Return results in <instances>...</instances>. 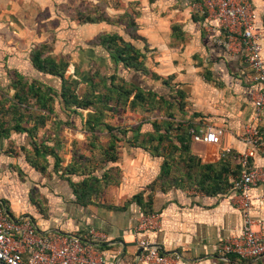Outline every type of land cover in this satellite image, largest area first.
Wrapping results in <instances>:
<instances>
[{
	"label": "crops",
	"instance_id": "obj_1",
	"mask_svg": "<svg viewBox=\"0 0 264 264\" xmlns=\"http://www.w3.org/2000/svg\"><path fill=\"white\" fill-rule=\"evenodd\" d=\"M127 1L142 8L139 27L133 31L136 36L122 34L116 25L110 26L107 21L85 24L79 32L70 29L68 39L61 47L65 55L74 58L68 67L69 72L75 77L84 76L85 65L91 63L87 57L93 55L96 65H113V73L117 72L129 82L144 83L146 87L159 90L168 99L173 96L175 102V95L184 92L185 110L175 116L178 129L172 132L174 143H169V148L175 149V144L182 147L176 136L191 125L190 150L195 156L206 163H217L230 153L233 156L230 172L238 171L239 156L249 148L243 130L244 125L254 118L257 88L244 52L239 48L230 50L220 42L225 38L224 31L216 21L209 20L192 5L196 0ZM252 1L260 14L259 26L264 29L263 0ZM111 31H117L146 52L147 73L129 70L121 63L115 64L105 47H93L88 41L90 37ZM13 70H18L30 81L51 85L59 92L62 88V79L37 70L26 52L10 54L7 60L0 62L1 85L10 86L8 74ZM81 112L82 116H69L58 110L59 119L75 121L76 127L65 124L56 128L50 120L32 135L29 130H11L8 136L0 137V207L11 218H30L45 234L83 236L94 228L100 234L96 240L111 261L146 264L140 259L143 248L133 229L136 218L146 208L162 215V227L150 234L152 243L160 250L162 247L180 255L182 263L222 264L225 261L236 264L218 253L219 244L241 229L244 222L234 186L219 195L206 193L197 185L168 186L166 183L162 186L158 184V178L164 157L155 156L146 148L122 143L120 159L116 163L121 170V183L107 187L98 204L79 203L69 180L62 177V171H55V164L59 158L64 167L70 165L74 150L90 154L89 133L81 125L89 109ZM127 113L131 114L129 119L133 122L128 123L124 113L110 116L107 121L114 126L133 128L128 131L129 136L140 124L142 132L154 131L152 121L157 113ZM158 118L165 119L166 116L160 114ZM52 119L56 120V115ZM2 123L0 121V132ZM258 124L264 130V114ZM210 127L225 130L220 143L195 139V134H206ZM106 133H100L102 144L109 140ZM36 146L48 152L44 156H35ZM30 155L37 163L46 164L47 170L34 166ZM251 161L264 165V156L257 154ZM171 177L173 182H179V176L174 172ZM230 178L233 182L238 177L231 175ZM73 179L78 181L80 177ZM139 194L143 195V204L134 200ZM250 194L254 199V228L264 235V186H254Z\"/></svg>",
	"mask_w": 264,
	"mask_h": 264
},
{
	"label": "trees",
	"instance_id": "obj_2",
	"mask_svg": "<svg viewBox=\"0 0 264 264\" xmlns=\"http://www.w3.org/2000/svg\"><path fill=\"white\" fill-rule=\"evenodd\" d=\"M101 21L110 23L113 19L84 18L81 22L96 23ZM116 22L118 21L112 23L117 24ZM136 25V22L131 25L130 28L133 30L129 32L134 36H136L133 32L136 31ZM176 27L174 29H177ZM100 38V44L107 49L115 64L121 63L129 70L144 73L149 71L146 65V52L126 40L123 35L115 31L104 33ZM31 61L37 70L59 76L62 79V88L59 92L51 85L37 80L30 81L18 70L8 71L9 84L14 93L11 96L3 93V99H0V121H3L0 137L8 136L11 130L17 132L29 130L32 135L37 128L45 127L50 120L56 128L63 127L65 124L76 127L75 121L59 119L58 110L66 112L69 116H82L81 110L89 109L87 118L86 120L82 119L81 125L89 133L90 154L86 155L80 150H74V157L70 165L64 167L59 158L55 164V171L57 173L62 171V177L69 180L79 203L98 204L107 187L121 183V170L116 163L120 159L121 145L126 142L132 146L146 148L155 156L164 157L162 171L158 178V184L162 186L166 183L168 186L172 184L197 185L206 193L219 195L234 186V181L230 180L231 175L239 178L242 166L240 164L237 166L238 171L230 172L229 167L233 157L230 153L224 156L220 162L206 163L191 152L190 143L193 138L191 125H188L181 134L176 136L182 143V147H177L175 144V149L169 148L168 144L174 143L172 132L178 129L175 126V116L185 110L184 92L179 91L178 97L175 95L177 99L175 102L172 100L173 96L168 99L159 90L146 87L144 83L129 82L117 72L112 75L95 73L90 78L75 77L68 69L71 58L53 56L51 49L46 44L33 50ZM83 83L86 85L84 89ZM128 111L140 112L142 115L157 113L152 121L154 131L144 133L141 131L140 124L134 129L133 135L129 136L128 131L133 128L114 126L107 121L110 116L125 114ZM160 114L165 115L166 118L158 120ZM53 115H56V120L52 119ZM105 131L109 140L106 144H102L99 141L100 133ZM46 152L48 150L43 151L42 147L36 146L34 149L35 156H44ZM29 159L34 166L43 171L47 170L46 164L37 163L31 155ZM173 172L179 176L178 183L171 179ZM76 176L80 177L78 181L73 179ZM142 197V194L136 195L134 200L143 204ZM152 212L154 211L144 208V213ZM75 235L84 240L97 242L89 234ZM226 257L236 264H263L264 260V256L257 260L243 259L236 254H229ZM221 263L231 264L225 261Z\"/></svg>",
	"mask_w": 264,
	"mask_h": 264
},
{
	"label": "built area",
	"instance_id": "obj_3",
	"mask_svg": "<svg viewBox=\"0 0 264 264\" xmlns=\"http://www.w3.org/2000/svg\"><path fill=\"white\" fill-rule=\"evenodd\" d=\"M192 5L222 28L225 33V38L220 41L222 44L230 50L239 48L244 52L257 84L254 118L243 130L249 148L237 158L242 170L239 178L234 180L235 197L244 222L241 229L218 246V253L223 257L236 254L243 259L257 260L264 256V235L254 228V199L250 192L254 186H264V165L251 161L257 154L264 156V130L258 124L264 114V29L259 26L260 14L252 0H196ZM224 132L223 128L210 127L206 134H195V139L218 144ZM161 227L159 212L142 213L136 218L133 229L143 248L140 259L146 264H189L182 263L180 255L162 252L152 243L150 234ZM89 235L94 239L100 236L94 228ZM0 264L116 263L109 259L98 241L84 240L74 234H45L32 219H13L0 207Z\"/></svg>",
	"mask_w": 264,
	"mask_h": 264
},
{
	"label": "rangeland",
	"instance_id": "obj_4",
	"mask_svg": "<svg viewBox=\"0 0 264 264\" xmlns=\"http://www.w3.org/2000/svg\"><path fill=\"white\" fill-rule=\"evenodd\" d=\"M141 9L139 5L133 6L127 0H0V55L2 56L0 62L7 60L10 54H18L21 51L26 52L31 59L33 50L42 44H46L51 49L53 56L64 54L73 61L74 58L65 55L61 47L68 39L70 29L79 32L80 28L88 24L81 22L84 18L113 19L112 22H118L117 24L108 22L110 26L116 25L122 34H129L133 30L130 27L135 22L137 24L135 29L139 27L138 18ZM100 37L101 35L90 37L88 41L93 47L103 46L100 44ZM87 58L91 63L85 65L86 68L83 67L86 70L85 78H90L95 73L113 74V65L104 63L96 65L97 62H93L92 59L95 58L93 55ZM85 86L83 83V89ZM3 93L12 95L14 90L11 86L0 83V99H3ZM125 114L128 123L134 121L129 119L131 114ZM84 153L88 155V152ZM262 263L264 264V260Z\"/></svg>",
	"mask_w": 264,
	"mask_h": 264
},
{
	"label": "water",
	"instance_id": "obj_5",
	"mask_svg": "<svg viewBox=\"0 0 264 264\" xmlns=\"http://www.w3.org/2000/svg\"><path fill=\"white\" fill-rule=\"evenodd\" d=\"M161 250L165 253H170V252H167L164 248L161 247Z\"/></svg>",
	"mask_w": 264,
	"mask_h": 264
}]
</instances>
